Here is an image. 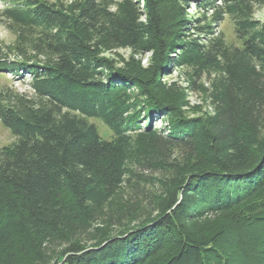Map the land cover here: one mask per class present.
Instances as JSON below:
<instances>
[{
    "label": "trees",
    "instance_id": "trees-1",
    "mask_svg": "<svg viewBox=\"0 0 264 264\" xmlns=\"http://www.w3.org/2000/svg\"><path fill=\"white\" fill-rule=\"evenodd\" d=\"M0 1V72L29 79L0 90V264H264V0ZM201 79L211 111L188 116ZM140 185L150 208L125 225L135 206L112 201Z\"/></svg>",
    "mask_w": 264,
    "mask_h": 264
},
{
    "label": "rangeland",
    "instance_id": "rangeland-1",
    "mask_svg": "<svg viewBox=\"0 0 264 264\" xmlns=\"http://www.w3.org/2000/svg\"><path fill=\"white\" fill-rule=\"evenodd\" d=\"M49 1H56V0H49ZM65 1V0H62ZM142 3V1H140ZM168 4H174L173 0L168 1ZM178 6H181L180 2H177ZM182 6H184L182 4ZM3 7V3L0 1V10ZM170 8V6H168ZM186 12L191 16L195 15L194 6L193 4H188L184 6ZM177 8V7H176ZM171 10V9H170ZM173 14V12H172ZM254 17L261 22L264 23V7H258L255 9ZM217 31H220L223 33V36L225 40L229 43L240 45L241 42L238 40L235 34V30L233 27V24L229 18V16H226L217 26ZM14 35L7 29L5 25L0 23V43L2 45H9L13 42ZM104 56L107 58L113 60L118 65H123L124 61L130 59L131 57L135 60L141 62L142 65L146 66L149 63L150 54L144 53V54H138L135 55L130 49L128 48H118L114 50H109L107 52L103 53ZM170 73L163 77L161 80L163 82L169 83L173 80H178L179 83L182 86L187 87L188 81L187 76L182 69H177L174 67L170 68ZM28 77L26 75L22 76L20 79L13 78L9 73L6 72H0V90L7 87H12L18 92H27L29 91L28 87ZM198 88L195 90L187 89L186 91V101L188 102V106L185 107V114L190 116L194 115L195 113L200 114L204 111H211V107L209 104V98H208V83L205 79H201L200 82H197ZM155 126L158 128L165 127L166 126V118L162 117H155ZM91 122H93L98 130V133L102 138L109 139L112 136L111 131L105 126V124L100 121L97 118L90 119ZM15 140V137L11 133V131L5 127L0 122V146L6 145L11 143ZM142 193L138 195V191L133 192L131 189L128 188V186H124L120 189V191L117 193L118 195L113 199L112 205L114 206L113 202L115 203L116 200L122 199V201L128 200L130 202V205H134L131 214L133 215V219L135 220H129V216H123L124 219L121 221L125 225H132L136 223L140 217H142V213H145V211H148L150 208L145 204V201L143 196H149L151 193H154L156 188L151 185H140L138 188ZM141 198V199H140ZM260 199L261 202L264 201V194L257 199V201ZM128 206V205H127ZM126 206V207H127ZM247 205L244 209L241 210L242 214L245 215H252V213H255L254 211H251L250 207ZM130 210V209H127ZM125 211V210H124ZM144 211V212H143ZM256 212H259L257 210ZM132 217V216H131ZM135 217V218H134ZM128 218V219H127Z\"/></svg>",
    "mask_w": 264,
    "mask_h": 264
}]
</instances>
